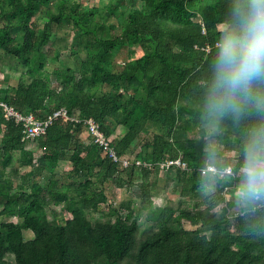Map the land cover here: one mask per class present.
Masks as SVG:
<instances>
[{
	"label": "trees",
	"instance_id": "obj_1",
	"mask_svg": "<svg viewBox=\"0 0 264 264\" xmlns=\"http://www.w3.org/2000/svg\"><path fill=\"white\" fill-rule=\"evenodd\" d=\"M92 1L0 0V48L25 67L16 84L0 87V99L23 113L44 116L66 107L82 119L58 118L36 140L54 174L62 159L72 163L70 180L52 177L45 185L33 169H20L33 164L35 151L23 139V125L0 106V215L18 217L0 224V264H264V204L246 210L226 194L232 182L219 173L214 190H200L210 163L219 170L232 165L233 184L241 186L245 144L259 122L247 112L238 122L224 117L218 128L202 119L217 29L235 0ZM64 21L85 56L77 68L50 72L44 47L53 24ZM137 44L147 46L140 56ZM88 117L120 156L133 154L142 134L151 132L136 157L153 167L121 168L109 149L81 135ZM13 151L21 154L17 166ZM179 155L187 163L174 169L179 194L156 204L157 163ZM108 181L136 183L140 211L129 202L123 216L109 202ZM238 208L245 213L232 215Z\"/></svg>",
	"mask_w": 264,
	"mask_h": 264
},
{
	"label": "clouds",
	"instance_id": "obj_2",
	"mask_svg": "<svg viewBox=\"0 0 264 264\" xmlns=\"http://www.w3.org/2000/svg\"><path fill=\"white\" fill-rule=\"evenodd\" d=\"M221 23L202 119L218 128L226 116L237 122L246 112L259 117L245 144L240 180V205L251 211L264 204V0H235Z\"/></svg>",
	"mask_w": 264,
	"mask_h": 264
},
{
	"label": "rangeland",
	"instance_id": "obj_3",
	"mask_svg": "<svg viewBox=\"0 0 264 264\" xmlns=\"http://www.w3.org/2000/svg\"><path fill=\"white\" fill-rule=\"evenodd\" d=\"M99 4L104 5L108 3L109 0H96ZM129 1V0H128ZM85 4H94L92 0H83ZM138 6H142V1L137 0L136 3ZM39 18V17H38ZM40 26L44 25L45 18L40 17L38 19ZM54 34L51 40L45 45L44 49L49 53V58L47 59L46 69L48 71H53L55 67H63V66H71L73 68H77L78 62L85 56V50L83 45L76 47L72 42L74 41V32L71 29L72 26L67 24V21H64L62 24L54 23ZM68 45V46H67ZM57 47H61L59 57L56 58ZM147 46L143 44L135 45V56H140L143 54ZM25 70L24 65L20 62L19 59L14 58L12 55L5 53V51L0 48V87L8 86V84H16L19 77L21 76L22 72ZM51 81L54 84H57V79L55 75L51 76ZM126 131L125 128H120L115 135H122L123 132ZM214 132L217 131H210V135H213ZM81 135L86 139L90 140L91 135L88 131L83 128L81 131ZM151 138V132L146 131L142 134L138 142L136 143V147H134V153L132 154V158H136V153L142 148L144 142ZM1 140V135H0ZM38 143L35 141H28L27 146L29 148L34 149L35 151V158L33 164L24 165L20 169L22 171L33 169L34 173L36 174L38 180H40L43 184H47L52 177H55L60 180H70L68 178V171L70 170L72 163L67 159H62L61 165L59 167L60 170L56 174L52 169L51 164L45 161L44 152L41 148H39ZM1 146V142H0ZM234 154L238 155V150H234ZM19 151H13L14 157V164L13 166H17L18 159L20 157ZM140 159V158H139ZM11 166L8 167L7 171L12 174V176L20 179V175H15ZM124 178L128 182L131 178V170H127L123 172ZM135 181H141L142 174L139 168L135 171ZM158 187L157 190L153 193L154 202L156 204L163 203L168 196H174L179 194L180 184L175 179V171L173 170H166L160 169L158 175ZM225 177V176H224ZM216 173L212 171H204V176L200 182V190L204 193L209 192L210 190L215 189V182H216ZM227 178L232 182V184L226 187V194L229 196H235L239 199L240 195V185L233 184L234 178L232 175L227 176ZM79 179H83L82 177ZM122 185H117L113 181H108L105 184V191L108 195L109 202L114 204L115 206H119L123 216L126 215L127 209L125 206L131 202L132 206L135 207L137 211H140V205L142 202V193L136 183L132 185H128V183ZM2 204L0 203V209ZM70 214V213H68ZM102 215V213H98V215ZM50 217H52L49 214ZM143 219V218H141ZM12 220L18 221V217L15 215L6 216L0 215V224L2 221ZM187 227H192L190 222H185ZM30 232H27L29 235Z\"/></svg>",
	"mask_w": 264,
	"mask_h": 264
},
{
	"label": "built area",
	"instance_id": "obj_4",
	"mask_svg": "<svg viewBox=\"0 0 264 264\" xmlns=\"http://www.w3.org/2000/svg\"><path fill=\"white\" fill-rule=\"evenodd\" d=\"M0 106L5 111V116L9 119H14L17 123H21L23 125V139L27 141H35L44 133L47 132L48 127L55 122L58 118H62L63 120H77L81 121L79 115L74 113L71 114L66 107H61L56 109L52 113H48L44 116H38L33 112L23 113L22 111L18 110L14 105L1 100L0 99ZM83 127L88 131V133L94 137L95 141L99 144L104 146L106 149H109L110 155L113 157L115 161L119 163L121 168L128 167L132 163L136 162L140 165H146L148 167H153L152 162L144 161L143 159L139 158H132L131 155L120 156L116 152L115 148L111 146V139L108 138L104 132L100 129L98 123L93 117L85 118L83 121ZM160 169L166 170H173L177 167L186 168L187 163L183 160V158L179 155L177 157H166L165 159L159 161L157 163ZM212 171L216 174L219 173L220 176H230L234 175V170L232 165H228L223 170H219L216 164L210 163L208 164L207 168L204 170ZM245 210L238 208L232 210V215H243Z\"/></svg>",
	"mask_w": 264,
	"mask_h": 264
},
{
	"label": "crops",
	"instance_id": "obj_5",
	"mask_svg": "<svg viewBox=\"0 0 264 264\" xmlns=\"http://www.w3.org/2000/svg\"><path fill=\"white\" fill-rule=\"evenodd\" d=\"M1 139H2V137H1ZM0 142H1V140H0Z\"/></svg>",
	"mask_w": 264,
	"mask_h": 264
}]
</instances>
